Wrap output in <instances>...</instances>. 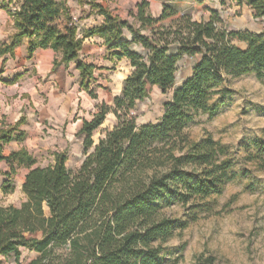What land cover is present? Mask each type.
<instances>
[{"label": "trees", "instance_id": "1", "mask_svg": "<svg viewBox=\"0 0 264 264\" xmlns=\"http://www.w3.org/2000/svg\"><path fill=\"white\" fill-rule=\"evenodd\" d=\"M67 1L23 0L11 12L13 44L29 39V57L37 49L61 54L55 68L77 63L80 88L93 99L95 68L80 61L85 38H102L113 57L129 61L132 72L121 95L111 105H97L92 120L84 121L79 134L84 136L85 158L76 170L67 167V156L61 153L47 167H35L36 159L26 149L5 157L4 147L22 142L24 133L17 132L21 122L0 127V163L8 164L12 174L14 164L29 170L22 185L25 201L19 207L0 203V258L13 257L19 264L22 250H28L38 255L29 264H166L163 245L188 224L167 217L165 210L175 205L199 208L237 177L227 147L212 136L193 142L186 128L199 114H217L223 100L233 95V80L254 74L264 85V31H229L206 0H191L198 11L209 14L202 20L172 5H164L154 17L143 1L135 14L130 12L135 26L92 0L104 23L81 38ZM238 1L264 20V0ZM135 45L144 53L134 51ZM185 57L195 60L192 73L176 86ZM149 87L169 99L158 122L140 125L134 112ZM109 115L115 117L114 127L95 143L94 133ZM254 146L259 154L250 161L263 165L264 142ZM8 183L2 184L5 194L14 189ZM195 264L216 262L200 255Z\"/></svg>", "mask_w": 264, "mask_h": 264}, {"label": "rangeland", "instance_id": "2", "mask_svg": "<svg viewBox=\"0 0 264 264\" xmlns=\"http://www.w3.org/2000/svg\"><path fill=\"white\" fill-rule=\"evenodd\" d=\"M159 1V0H158ZM181 13H191L195 20L207 19L209 14L197 10L191 0H167ZM209 6L217 10L224 26L229 31L251 32L260 34L264 31V20L255 18L253 11L238 0H206ZM245 48L244 44L236 43ZM175 53V48L172 49ZM194 62L184 58L176 74V86L189 75ZM95 69L90 88L95 93ZM105 92L101 99L109 100L121 86V79L115 77L101 82ZM233 95L223 100L217 114L210 117L199 114L186 128V133L193 142L207 136L227 147L235 162L237 177L225 185L223 191L202 202L199 208L175 205L165 210L171 219L186 222L184 229H179L163 245L166 264H195L200 255L211 256L216 264H264V163L250 161L251 156L259 153L255 142H264V85L254 74L242 76L230 84ZM96 94V93H95ZM169 95H163L156 87H149L148 97L138 104L134 114L138 124L156 123L163 113V105ZM104 102V101H103ZM115 117L109 115L104 125L94 133L93 140L103 136L106 129H112ZM58 133L49 132L53 126L43 129L47 142L34 153L39 167L55 163V155L67 156L66 165L71 170L80 167L84 160L83 135L76 134L66 139V127L57 126ZM55 131V129H54ZM6 168V167H3ZM7 170L10 171L9 168ZM4 177L0 175L1 205L19 207L25 201L20 188L21 172L9 177L7 188H14L9 194L2 189ZM195 218V220H194ZM38 257L34 252L22 250L19 264H29ZM1 264H17L13 257L6 258Z\"/></svg>", "mask_w": 264, "mask_h": 264}, {"label": "crops", "instance_id": "3", "mask_svg": "<svg viewBox=\"0 0 264 264\" xmlns=\"http://www.w3.org/2000/svg\"><path fill=\"white\" fill-rule=\"evenodd\" d=\"M143 1L149 4L150 12L154 17L161 14L164 5L174 3L167 0H94L96 4L101 5L120 20L134 26L136 22L130 12L135 14L137 6ZM22 2L23 0H0V127H14L21 122L17 132L24 133L22 142L14 140L4 147L5 157L26 149L35 158V151L47 142L44 140L45 126H53V130L49 132L54 134L63 130L57 126H67L66 139L79 134L84 121L92 120L97 105L102 103L111 105L114 97L121 95L124 80L131 74L132 68L128 60H118L113 57L106 49L102 38L98 36L85 38L80 61L94 66L95 83L99 86L95 92L97 99L91 98L80 88L77 63L55 68L54 63L61 61V54L51 49H37L32 57H29V39L23 38L13 44L16 31L11 12L18 10ZM67 6L72 23L77 27L81 38L87 31L104 23V17L93 10L92 0H68ZM61 23L64 25L65 20L62 19ZM124 36L131 40V34L127 30L124 31ZM11 44L13 47L6 52V48ZM132 49L140 54L144 53L140 46L135 45ZM190 59L195 63V60ZM192 68L186 78L191 75ZM112 77L121 79V86L118 90H114L111 99H101L100 93L105 92L106 88L101 82ZM14 167L15 172L12 174L7 170L8 164L0 163V175L9 180L10 176L13 177L15 173L21 172L20 188L22 189L29 170L16 164ZM35 167H39L37 163ZM5 259L1 257L0 262Z\"/></svg>", "mask_w": 264, "mask_h": 264}]
</instances>
